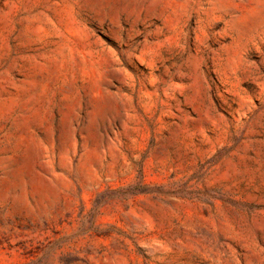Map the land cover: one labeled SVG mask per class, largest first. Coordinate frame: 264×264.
Segmentation results:
<instances>
[{
    "label": "rangeland",
    "instance_id": "1",
    "mask_svg": "<svg viewBox=\"0 0 264 264\" xmlns=\"http://www.w3.org/2000/svg\"><path fill=\"white\" fill-rule=\"evenodd\" d=\"M0 264H264V0H0Z\"/></svg>",
    "mask_w": 264,
    "mask_h": 264
}]
</instances>
